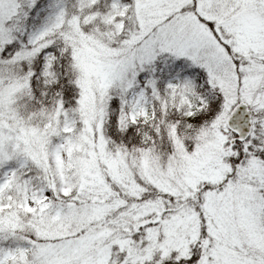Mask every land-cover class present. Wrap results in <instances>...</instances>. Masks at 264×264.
<instances>
[{
    "label": "snow or ice",
    "instance_id": "obj_1",
    "mask_svg": "<svg viewBox=\"0 0 264 264\" xmlns=\"http://www.w3.org/2000/svg\"><path fill=\"white\" fill-rule=\"evenodd\" d=\"M0 264H264V0H0Z\"/></svg>",
    "mask_w": 264,
    "mask_h": 264
}]
</instances>
